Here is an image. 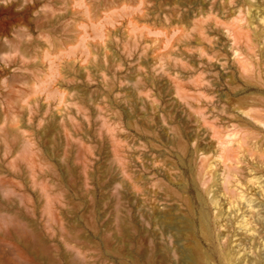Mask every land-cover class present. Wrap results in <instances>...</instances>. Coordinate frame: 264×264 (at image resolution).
I'll return each instance as SVG.
<instances>
[{
	"label": "rangeland",
	"instance_id": "rangeland-1",
	"mask_svg": "<svg viewBox=\"0 0 264 264\" xmlns=\"http://www.w3.org/2000/svg\"><path fill=\"white\" fill-rule=\"evenodd\" d=\"M193 239L264 264V0H0V260L184 264Z\"/></svg>",
	"mask_w": 264,
	"mask_h": 264
},
{
	"label": "bare ground",
	"instance_id": "bare-ground-1",
	"mask_svg": "<svg viewBox=\"0 0 264 264\" xmlns=\"http://www.w3.org/2000/svg\"><path fill=\"white\" fill-rule=\"evenodd\" d=\"M240 152H241V148L239 145H237L236 148H234L232 146L226 148L223 151L224 154L223 155L220 154L221 162L223 163L224 180H225V184H227V185L229 184L230 181L231 182L235 181V177L237 178L236 174H238V170H240V167L238 169L239 165L237 166V164L239 163L238 161L241 158L239 155ZM172 171H174V170L172 169ZM122 173H123V171H122ZM232 178L234 180H232ZM236 182H237V180H236ZM234 183L235 182H233V184ZM226 187L229 188L230 186L228 185V186H225V188ZM225 192H226V190H225ZM231 192L229 191L228 193L230 194ZM203 224H204V222H203ZM187 228H188V231L191 230V232L193 233L194 229H193L191 224H189V226ZM192 242L193 243H192L191 247H185L186 249L182 248L183 250H181V252H179V254L180 253L182 254L181 256L183 258L184 264H208L209 257L207 256V254H205L201 251L202 249H200V246L197 244V242L194 239ZM1 260H0V264H5ZM136 264H139V263H136ZM149 264H152V262H149Z\"/></svg>",
	"mask_w": 264,
	"mask_h": 264
}]
</instances>
